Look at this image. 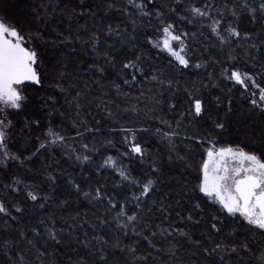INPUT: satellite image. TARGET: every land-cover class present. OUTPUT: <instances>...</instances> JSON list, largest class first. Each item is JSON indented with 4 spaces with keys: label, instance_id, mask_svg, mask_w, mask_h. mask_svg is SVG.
I'll list each match as a JSON object with an SVG mask.
<instances>
[{
    "label": "trees",
    "instance_id": "1",
    "mask_svg": "<svg viewBox=\"0 0 264 264\" xmlns=\"http://www.w3.org/2000/svg\"><path fill=\"white\" fill-rule=\"evenodd\" d=\"M92 1L102 4L98 6L91 2L90 7H83L82 12L76 0H0V18L22 27L35 37L30 45L38 49L41 70L44 72V84L28 86L25 89L27 100L22 108L10 111L9 118L13 121V127L9 146L12 151L29 155L39 147L50 125L66 137V142H58L51 149H41L30 162L21 164L19 161L10 160L6 167L0 166V180L5 185L10 184V179L20 177L40 193L52 189L55 194L54 201L43 211L32 209V202L23 192L20 195L3 197L10 204L20 202L24 211L16 213L12 209L13 215L18 217L16 220L10 216L0 217V264H13L14 261H19L21 254L25 258L22 264H77L81 259L86 264H98L100 253L97 249L100 247L106 251L108 264H217L219 258L215 255L208 257L203 248L214 246L212 240L207 238V230L210 214L216 213L218 207L207 202L203 212L195 210L194 220H187L189 212L194 209L195 194L190 192L194 181L189 170L184 168V162L182 171L180 169V172L173 173L176 176L174 179L171 171L162 164L159 145L147 147L143 162H131L110 152L109 143L106 141H112L111 124H123L132 128L146 127L143 122V109L156 113L157 101L163 100L161 92H165L178 100L176 115L169 121L173 130L181 133L171 140L183 154L187 143L185 134L205 127L203 122L199 125L189 124L191 117L187 115L181 118V112L189 106L187 93L195 86L196 94L209 101L216 96L225 99V103L218 110L213 108L214 116L217 111L220 116H225L226 98L230 96L232 99V110L225 116L227 130L221 136L222 144L239 143L242 146L264 149V143L260 142L264 140V113L254 110L233 84L223 80L218 72L214 73L210 65L197 74H192L150 58L144 39L146 30L157 34L149 25L159 26L160 21L155 14V9L159 8L165 16L175 21L178 31L189 33L187 39L198 44L200 51L205 50L208 60L212 61L211 65L218 67L219 71L221 65L215 63V60L228 65L229 55H236L255 74L264 72V35L258 28L264 17L258 12L257 19L253 20L250 13L243 10H240L238 17L225 12L222 30L231 23L238 28L241 36L233 37L221 46L218 38L206 27L202 28L199 23L182 21L170 11V6H175L177 2L187 8L190 4L201 6L204 0H153L159 5L147 1L148 10L153 12L151 17L141 16L134 5L128 4V0ZM112 2L115 6L109 7ZM208 2L212 3L213 0ZM224 2L225 0H215L216 5ZM251 3L258 6L260 0H251ZM133 21L136 22L135 32ZM109 26L119 31L121 36H117L115 32L109 33ZM244 32H249L250 35L244 37ZM36 33L40 35L37 36ZM93 33L99 38L95 47ZM133 34L138 39L126 43L125 40ZM133 44L136 46L133 47ZM136 56H140L139 66L144 72L137 75L136 81L125 84L124 81L130 79L129 73L135 70L123 69L122 63L125 58L134 60ZM110 57L116 59L113 61ZM96 65L103 67L104 72H99ZM158 73L162 74L157 80H153L152 77ZM168 80L172 81L171 85L167 83ZM57 84L61 87H56ZM229 89L232 91L229 92ZM77 92L81 94L78 98L81 105L79 108L75 103ZM132 108L139 112L138 116L127 114V110ZM115 112L118 113L120 121L108 116ZM85 121L89 128L87 132L83 126L77 128L78 124L83 125ZM177 121H181L179 128L176 127ZM152 126L155 127L150 125V128ZM77 131L83 135H75ZM152 134L158 136L159 140L167 139L162 132L154 131ZM82 144H88L89 149L95 146L98 151H86ZM170 146L168 140L167 147L170 149ZM66 152L69 155H65ZM80 152L91 155L93 163L82 165L76 161L74 155ZM109 156L114 158L118 168L129 171L132 180L122 181L115 168L107 165L101 167ZM193 158L199 159V150L193 153ZM153 161L162 165L160 174L167 180L166 183L158 178L160 176L148 170L147 166H152ZM97 168L100 170L97 171ZM47 172L57 177L54 184L48 179ZM149 177L155 179L156 184L147 197H141L142 210L139 213L137 232L143 229V235L138 236L131 231V224L128 229H124L119 221L113 219L119 208L109 211L108 198L111 196L117 202L124 203V198L127 197L130 203L126 205V210L131 215L132 211H137L132 195L139 194L141 190L140 185L133 181L140 180L142 184ZM73 182L80 185L79 191L73 186ZM96 187H101L105 193L100 199L92 198ZM85 192H91L92 195L86 197ZM41 219H45L49 225L52 220L55 221V229L62 241L60 245L57 246L49 240L43 226H40V235L31 232L32 226ZM197 219L200 220L199 224L195 223ZM104 220L108 223H103ZM169 226V232L161 236L159 228ZM234 226L232 220L225 221L222 231L215 234L213 240L222 242L223 238V242H248L255 256H258L264 250V236L245 227H237L235 234L229 235V229ZM177 228L188 235L176 232ZM153 230L157 233L152 237L157 244L155 249L143 238ZM22 231L24 236L20 235ZM98 236L104 239L98 241ZM86 240L90 244L86 245ZM197 240L200 241L199 245L195 243ZM5 241L10 243L5 244ZM104 241L108 243L105 244ZM130 248L136 250L134 254ZM45 250L47 254L41 255ZM172 251L175 255H171ZM254 259L252 255L243 256L245 264ZM232 264H239V258L234 256Z\"/></svg>",
    "mask_w": 264,
    "mask_h": 264
},
{
    "label": "snow or ice",
    "instance_id": "2",
    "mask_svg": "<svg viewBox=\"0 0 264 264\" xmlns=\"http://www.w3.org/2000/svg\"><path fill=\"white\" fill-rule=\"evenodd\" d=\"M129 5H134L141 16L151 17L153 15L152 11L148 10L147 0H128ZM231 5V7H229ZM114 2L109 3V7H114ZM90 10V9H89ZM240 10L250 13L253 20L257 19V13L259 12L262 17H264V0H260L258 6H253L251 0H225L222 5H216L215 0L209 3L208 0H204L201 6H196L195 4H190L187 8H184L182 3L177 2L175 6H170V11L180 18V20H187L189 23H199L202 28L206 27L212 34H214L221 43L226 44L233 37H240L241 32L236 26L231 23L228 24L226 28L222 30V20L224 19V13L228 12L233 17H238ZM75 11V10H73ZM81 11L84 8L81 7ZM127 11V9H125ZM187 13V14H185ZM216 13V15H213ZM155 14L157 19L160 21L159 26L149 25L154 28L155 33L158 35H153L151 33H145L144 39L151 44L155 49L160 52L167 53L171 59L168 60V64L172 65L173 62L178 65V70H188L190 67L202 68L207 64V61L203 63L195 61L189 51V45L186 43V38L189 36L188 32H179L176 27L175 21L170 17L165 16V13L160 11L159 8L155 9ZM135 21H133V32H135ZM127 31V29H125ZM108 32L113 33L117 36H121V33L111 26L108 27ZM37 36L40 33H36ZM244 37L250 35L249 32H244ZM195 36V33H192ZM35 37L30 33L25 31L22 27L5 22L4 18H0V166L6 167L10 160L19 161L24 164L26 161L30 162L32 157L35 156L41 149L51 147L58 142L65 141L66 137L60 132L54 130L51 125L47 129V134L43 140L40 141L39 147L36 148L34 152L25 156L23 152L12 151L9 146V141L11 139V128L13 127V121L9 118L11 112L10 110H19L22 108L24 102L27 100V95L25 94V89L28 86H42L44 84V72L41 64V57L38 49L30 45ZM93 47L99 43V38L96 33L92 34ZM136 35H130L125 42L137 40ZM133 47L136 45L133 44ZM107 55V53H105ZM111 60H115V57H110ZM215 59V58H213ZM229 60L234 59L231 55L228 57ZM215 63L221 65L220 76L225 80L234 81L235 85H239L243 90L241 91V96L246 98L249 105L254 109L258 110L260 113H264V72L253 73L250 71L242 70L238 66L225 65L222 61L215 60ZM140 65V56H136L133 59H127L122 63L123 69H134L135 71L129 73L130 79L124 81L128 84L132 81H136L137 75H142L144 69ZM96 69L103 73L104 68L99 65L95 66ZM162 73H158L152 77L153 80H157L158 76ZM63 76V72L60 73ZM260 76L261 80L257 79ZM210 74V79H211ZM169 85L172 84L171 80H168ZM177 83H179L177 81ZM219 87V84L216 85ZM56 87H61L57 84ZM119 88V85H116ZM232 89H229L231 92ZM197 90L193 86L192 91H188L187 95L189 97V106L181 112V118L185 115L191 117L189 124L199 125L201 122L205 124V127L198 128L195 132L191 134H185V144L186 151L181 154L176 148L174 142L171 140L174 136H179L181 133L175 130L169 131L166 134V138L169 140L171 147L170 152H176V158L184 161V167L189 170V175L194 181L191 193H194L193 203L194 209L190 211L187 220H194L193 212L195 210L204 211V204L211 201L213 205L218 204L219 207L216 209V213H212L211 220L209 222L208 239L212 240L214 246L204 247L203 251L208 257L213 255L217 256V264H232L233 257L239 258V264H245L243 256L252 255L255 257L254 261H250L249 264H264V250L260 251L258 256H255L253 249L250 247L248 242L236 243V242H216L213 240V236L222 231V225L225 221L232 220L234 227L229 229V235H234L237 227H245L251 232H259L261 236H264V149L250 147L248 145H241L239 143H229L222 144L221 136L227 130V123L225 116L228 112H231L232 99L227 97V108L225 111V116H220L218 111L217 114L213 115V108L219 109V107L225 103V99L221 96H216L212 101H209L203 96L196 94ZM80 93H76V107L79 108ZM161 101H157L159 104ZM174 103H170L171 108H175ZM79 115V113H78ZM111 115V113H110ZM39 124V121H36ZM73 123H76L73 121ZM162 123L168 124L171 127V122L162 121ZM83 126L84 131H89L87 127V122H83V125L78 124L77 128ZM176 127H181V121L176 122ZM142 131H148L149 129L141 126ZM120 131L126 133L123 140L126 144V149L121 155L125 157L135 156L136 159L141 162L144 161L146 155V150L142 146L141 142L137 141L136 131L131 128H121ZM157 132H161V129H156ZM131 134L130 136L128 134ZM77 136H82L83 133L77 131L75 133ZM39 139V138H37ZM264 143V140L260 141ZM106 143L111 144L112 141H106ZM82 148L91 153H95L98 149L93 146L89 149L88 144H82ZM69 147H72L69 145ZM199 150V159L193 158V153ZM69 155V153H65ZM76 161L81 162V164H91L92 156L84 154L83 152L76 153L74 155ZM172 156H169V160ZM104 165L111 166L119 172V176L123 180H132L129 171L125 168H118L116 162L112 156H109L104 160ZM162 165L158 164L156 161L152 162V172L153 174H158L161 171ZM100 169L97 168V171ZM48 179L54 184L57 177L51 172H47ZM121 181V182H122ZM191 182V181H190ZM134 184L140 185L141 190L139 194L133 193L132 199L136 203L137 211H132L129 215L128 210H126V205L130 203L127 197L124 198V203L117 202L113 197L109 196L108 204L109 211L115 208H119L116 216L113 219L119 221V224L124 228L128 229L131 224V231L141 236L143 235V229L137 232V222L140 220V211L142 200L141 197H147L150 192L154 190L156 180L149 177L146 182L141 184L140 180H134ZM24 184L25 189H28L26 195L30 197L32 201L39 200V193L34 190V187L30 188L27 182L22 180L20 177H14L13 183L5 185L7 188L14 189L15 193L21 192V189L17 185ZM73 186L80 190V185L73 182ZM95 195L93 199L102 198L105 193L102 191L101 187H96L94 189ZM202 194V195H201ZM8 195H14L9 193ZM84 195L91 196V192H85ZM43 199L47 201L49 199L48 195L45 194ZM155 203V201H153ZM43 207V204L40 205ZM161 207H164L161 204ZM12 209H15L16 213H21L24 211L22 204L20 202L9 203L5 198H0V214H5L16 220L18 217L13 215ZM167 209H165L166 211ZM151 211V209H149ZM179 216L180 213H177ZM126 218V219H125ZM51 220V217L48 218ZM99 219V218H98ZM184 219V217H181ZM215 221V222H212ZM103 223H108L107 220L102 221ZM195 223L199 224L200 220H195ZM55 221H51V225L45 220L41 219L36 225L32 226L31 232L35 235H40V226H43L47 230V235L49 240L55 244L60 245L61 238L55 229ZM168 228H159L160 235L163 236L169 232ZM176 232L181 235L187 236L188 234L182 229H175ZM127 234V233H125ZM156 231L153 230L148 236L143 238L147 240L148 244L152 248H156L157 244L154 242L152 237L156 236ZM21 236L25 233L22 231ZM98 241L103 240V237H97ZM191 239V237H189ZM10 243V241H5V244ZM29 243H32L29 240ZM84 243L90 244V241H84ZM105 244L108 241H104ZM197 245L200 241H195ZM116 246V245H114ZM133 254L135 253L134 248L129 249ZM100 253L98 257V264H108L106 259V251L103 247L97 249ZM46 250L41 253V255H46ZM171 255H175L172 251ZM24 256L21 254L19 256V261H14L13 264H22L24 261ZM77 264H86V262L81 259Z\"/></svg>",
    "mask_w": 264,
    "mask_h": 264
},
{
    "label": "rangeland",
    "instance_id": "3",
    "mask_svg": "<svg viewBox=\"0 0 264 264\" xmlns=\"http://www.w3.org/2000/svg\"><path fill=\"white\" fill-rule=\"evenodd\" d=\"M76 1L78 2L79 7H84V8L90 7L91 2L96 4V5L102 4L101 2H94L92 0H76ZM147 1L149 3H151V4L159 5L158 3L154 2L153 0H147ZM258 28L261 31V34L264 35V19L259 22ZM146 32L147 33H151L148 30H146L145 33ZM179 32H183V31L180 30ZM153 35H158V34H153ZM186 43L190 46L189 47V51H190V53L192 55V58H193L194 62L195 61H199V62L203 63L204 61H207V64L205 66L210 65L211 68L214 69L213 72L214 73L218 72V75L220 76V71L218 70V67H215V66L211 65L212 61L208 60V55H207V53L205 52L204 49H203L204 51H200L199 47H198V44L197 45L194 44L192 41L188 40L187 38H186ZM30 44H31V41H30ZM145 44H146V48H147L146 50L148 51V56L150 58L157 59V60H160V61L168 64V60L171 59V57H169L167 53L160 52L158 49L153 48L151 46V44H149L146 40H145ZM232 57H234V59L229 60L228 61V65L238 66L242 70L250 71V69L247 67V65L241 59H239V57H237L236 55H232ZM170 66H175L177 68L179 67L178 65H176L175 62H173V64L170 65ZM204 67H202V68L190 67L188 70H184V71L190 72L192 74H197ZM221 78L223 80H225L223 77H221ZM257 79L260 80L258 76H257ZM225 81L233 84L234 87L241 94V91H243V90L240 88L239 85H235L234 81H228V80H225ZM161 97H162L163 100H160L161 102L158 104V109H157L156 113H152V111L143 109V112H142V113H144L143 122L146 123V125H145L146 127H144V128L149 129L148 131L140 130L141 127L140 128H132L130 126H124L123 124H122L123 127H122V125L117 126V123H116V125H115V123L111 124L110 126H112V128H114V129H112V128L110 129V132L112 133V138H111L112 139V143L108 145V149L110 150V152L122 157L123 159H126L127 161H131V162L138 161V159H136L134 155L131 158L121 155V153L124 152L127 149H126V144H125V142L123 140V137H124V135L126 133L120 131V129L121 128L134 129L136 131L137 141L142 143V146L145 148L146 153H147V147L148 146L153 145V144L154 145L155 144L159 145V147L161 149V152H160L161 161H163L162 164H164V167L167 170H170L171 173L173 174L174 172L177 173L182 168V164H183L184 161L177 159L175 152H170L169 151V148L167 147L168 146V140L167 139L159 140L158 136L156 137L155 135L152 134V132H154V131L157 132L156 129H161L162 130L161 132L164 133V135L166 136V134L169 131L173 130L172 124H171V127H169L168 124L162 123V121H169V119H172L176 115L175 110H176V106H177V101L178 100H177V98H175L173 96H170L169 94H167L165 92H161ZM170 103H174L176 105L175 108H171L170 107ZM104 112H105V110H104ZM125 112H126V110H125ZM138 113L139 112H137V110L135 108L127 110V114H132V115L138 116L137 115ZM108 116H110V117L113 116L114 120L120 121V118H118V113L116 114V112H115V114L112 113L111 115H108ZM150 125H154L155 127L152 126V128H150ZM128 135L130 136L131 134L129 133ZM171 139H174V138L172 137ZM170 155L172 156L171 160H169V156ZM147 167L149 168L148 170H150L152 172V166L148 165ZM180 171H182V169ZM155 175L156 176L157 175L160 176L158 178H161L160 180H162L163 183L164 182L166 183L167 180L164 179V177L162 176V174H160V172L158 174H155ZM173 176H174V179H176V176L174 174H173ZM13 180L14 179H10L9 180L10 184L13 183ZM28 185H29L30 188L33 187L31 184H28ZM17 187L21 189V192L15 193L14 189L5 187V184L0 180V198L10 197L11 195H8L9 193H13L14 196L15 195H20L22 192L26 194L28 189H25L24 184L17 185ZM36 191L39 193L38 202L37 201H32L30 199V197L27 196L28 199L33 204V208L32 209H34L36 211H43V210L48 209L50 203L52 201H54V197H55L54 191L52 189H48V192H45V193H40L39 190H36ZM45 194H47L48 197H49V199L47 201H45L43 199ZM209 202H211V201H209ZM41 204H43V207L40 206ZM215 206L219 207L218 204H216ZM0 217H9V216H7L5 214H0Z\"/></svg>",
    "mask_w": 264,
    "mask_h": 264
}]
</instances>
